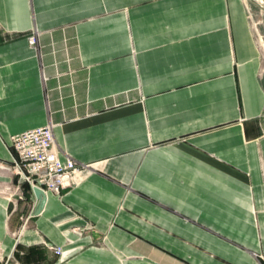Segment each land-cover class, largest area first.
<instances>
[{
  "label": "crops",
  "instance_id": "obj_1",
  "mask_svg": "<svg viewBox=\"0 0 264 264\" xmlns=\"http://www.w3.org/2000/svg\"><path fill=\"white\" fill-rule=\"evenodd\" d=\"M260 64L244 0H0V258L264 264ZM48 122L94 166L36 211L10 136Z\"/></svg>",
  "mask_w": 264,
  "mask_h": 264
},
{
  "label": "built area",
  "instance_id": "obj_2",
  "mask_svg": "<svg viewBox=\"0 0 264 264\" xmlns=\"http://www.w3.org/2000/svg\"><path fill=\"white\" fill-rule=\"evenodd\" d=\"M31 45L37 41L36 35L28 37ZM264 74V67L261 68ZM11 170L18 182L27 183L30 190L34 187L41 188L45 193L52 191L61 193L67 187L72 186L81 177L82 173L92 169L93 164L78 162L70 156L62 161L58 155V148L55 145L52 123L48 122L42 126H37L21 131L10 136ZM23 198V192L19 194ZM28 216H21L22 223L18 229L12 231L16 244L19 235L26 227ZM75 231L82 232V228L75 227ZM44 243L51 248L58 256L65 257L70 249L65 250L62 246ZM72 250V248H71ZM2 264H23L13 255L0 258Z\"/></svg>",
  "mask_w": 264,
  "mask_h": 264
},
{
  "label": "rangeland",
  "instance_id": "obj_3",
  "mask_svg": "<svg viewBox=\"0 0 264 264\" xmlns=\"http://www.w3.org/2000/svg\"><path fill=\"white\" fill-rule=\"evenodd\" d=\"M244 3H245V8L247 10V16L249 18V21L251 22L252 28L255 32L256 38L258 40V44H259L260 49H261L260 68H263L264 67V7L261 6L255 0H244ZM261 76L264 78V74H261ZM103 162H104V160H103ZM23 217H25V216H23ZM20 221H21L20 222V224H21L22 219ZM27 225H28V221L26 223V226ZM12 231H14V230H12ZM257 257L259 259H263L264 256L262 254H258Z\"/></svg>",
  "mask_w": 264,
  "mask_h": 264
},
{
  "label": "water",
  "instance_id": "obj_4",
  "mask_svg": "<svg viewBox=\"0 0 264 264\" xmlns=\"http://www.w3.org/2000/svg\"><path fill=\"white\" fill-rule=\"evenodd\" d=\"M34 192H35V195L37 196V198L39 199V205H38V207H37V209H36V211H39V209L42 207V205H43V202H44V200H45V196H46V194H45V192L41 189V188H39V187H34Z\"/></svg>",
  "mask_w": 264,
  "mask_h": 264
},
{
  "label": "trees",
  "instance_id": "obj_5",
  "mask_svg": "<svg viewBox=\"0 0 264 264\" xmlns=\"http://www.w3.org/2000/svg\"><path fill=\"white\" fill-rule=\"evenodd\" d=\"M22 184H23V186H24L25 189L28 188L27 183L24 182ZM35 253H36V251H34L33 249H29V251L25 254V259L28 258V257H30L31 255L34 256Z\"/></svg>",
  "mask_w": 264,
  "mask_h": 264
},
{
  "label": "bare ground",
  "instance_id": "obj_6",
  "mask_svg": "<svg viewBox=\"0 0 264 264\" xmlns=\"http://www.w3.org/2000/svg\"><path fill=\"white\" fill-rule=\"evenodd\" d=\"M256 2H258L261 6H263L264 7V0H255ZM20 236V235H19ZM70 249V251L68 252V254H70L74 249L72 248V250H71V248H68V250ZM65 250H67V249H65Z\"/></svg>",
  "mask_w": 264,
  "mask_h": 264
}]
</instances>
